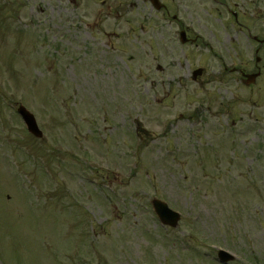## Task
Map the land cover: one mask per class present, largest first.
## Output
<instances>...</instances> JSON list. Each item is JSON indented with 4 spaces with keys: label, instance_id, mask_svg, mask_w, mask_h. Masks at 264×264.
<instances>
[{
    "label": "rangeland",
    "instance_id": "obj_1",
    "mask_svg": "<svg viewBox=\"0 0 264 264\" xmlns=\"http://www.w3.org/2000/svg\"><path fill=\"white\" fill-rule=\"evenodd\" d=\"M111 1L0 0V264H221L220 248L264 264V100L240 103L260 114L244 133L223 113L213 58L197 86L157 73L151 32L101 39L92 8ZM155 197L182 214L177 228L159 222Z\"/></svg>",
    "mask_w": 264,
    "mask_h": 264
},
{
    "label": "flooded vegetation",
    "instance_id": "obj_2",
    "mask_svg": "<svg viewBox=\"0 0 264 264\" xmlns=\"http://www.w3.org/2000/svg\"><path fill=\"white\" fill-rule=\"evenodd\" d=\"M160 1L163 5L157 8L150 0H143L146 7L149 5L152 15L156 16L154 23L162 28L168 25L171 29L175 24V31L169 33V37L173 39L180 41L183 31H185L184 39H194V34L183 20V14L190 8L186 5L189 0ZM219 3L223 11L221 44L234 45L240 50L235 56L226 52L223 54L221 50L222 79L224 82L236 81L252 91L256 85L263 82L264 78V0H219ZM140 16L143 19L136 20L135 23L144 25L147 17L144 14ZM235 57L241 61V65L229 68L226 59ZM257 72L260 74L255 77L254 74Z\"/></svg>",
    "mask_w": 264,
    "mask_h": 264
},
{
    "label": "water",
    "instance_id": "obj_3",
    "mask_svg": "<svg viewBox=\"0 0 264 264\" xmlns=\"http://www.w3.org/2000/svg\"><path fill=\"white\" fill-rule=\"evenodd\" d=\"M19 112L22 114L24 120L26 121L28 128L31 132L36 134L37 136H41L42 132L39 130L36 119L32 113H30L25 107L21 106L19 108ZM154 205L159 213L161 219L172 226H176L179 220V214L173 210H171L168 205L164 202L154 200ZM220 257L222 261H228L229 259H233V255L229 254L226 251H220Z\"/></svg>",
    "mask_w": 264,
    "mask_h": 264
}]
</instances>
